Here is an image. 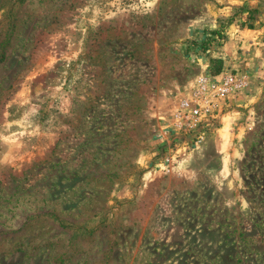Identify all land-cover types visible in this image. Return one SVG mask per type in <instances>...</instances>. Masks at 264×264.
<instances>
[{
	"label": "rangeland",
	"instance_id": "obj_1",
	"mask_svg": "<svg viewBox=\"0 0 264 264\" xmlns=\"http://www.w3.org/2000/svg\"><path fill=\"white\" fill-rule=\"evenodd\" d=\"M238 37L248 86L162 142ZM0 264H264V0H0Z\"/></svg>",
	"mask_w": 264,
	"mask_h": 264
},
{
	"label": "built area",
	"instance_id": "obj_2",
	"mask_svg": "<svg viewBox=\"0 0 264 264\" xmlns=\"http://www.w3.org/2000/svg\"><path fill=\"white\" fill-rule=\"evenodd\" d=\"M248 83L249 78L245 73L222 72L217 76L204 74L198 79L190 96L178 102L172 123L163 128L160 140L168 141L172 131H176L184 136L191 148L199 149L205 141V126L214 118L219 103L240 94ZM174 157L167 158L165 164L173 163Z\"/></svg>",
	"mask_w": 264,
	"mask_h": 264
},
{
	"label": "crops",
	"instance_id": "obj_3",
	"mask_svg": "<svg viewBox=\"0 0 264 264\" xmlns=\"http://www.w3.org/2000/svg\"><path fill=\"white\" fill-rule=\"evenodd\" d=\"M249 32H251V31H249ZM245 33V32H244ZM209 37L210 36V34H206V36H204V37ZM199 37V38H198ZM193 39H203V38H201L200 37V34H195L194 36H193ZM236 39H238V40H236ZM235 39V44H236V48H238L237 49V54L235 53V54H233V57H230V59L229 58H227V56H224V55H222V54H219V53H214L213 55H211L209 58L208 57H206V58H204L205 60H207V63L205 64V65H209L210 64V59L212 60V59H214V60H222V62H223V69H222V72H225L227 69H229V67L230 66H232L233 68V70H235L236 68H241V70H239L238 72H242V73H244V72H248V73H250L248 70L246 71V67H248L249 65H250V62L248 61V59H247V57H245V58H242L243 57V55H246V50L249 48V49H254V47H253V44L251 43V42H249V40H247V41H243V39H241V37H238V38H236ZM232 41V40H231ZM238 44H237V43ZM241 42L243 43L241 46H240V44H241ZM228 43H229V45L231 44V42H227V46H228ZM234 43V42H233ZM246 44L248 45L249 44V47H247L246 46ZM226 47V46H225ZM244 49V52H240L241 50H243ZM204 55V54H203ZM255 55V54H254ZM238 58V61L237 62H234L235 61V59H237ZM253 64L256 66L257 65V63H256V61H255V63L253 62ZM245 68V69H244ZM251 74V73H250Z\"/></svg>",
	"mask_w": 264,
	"mask_h": 264
},
{
	"label": "trees",
	"instance_id": "obj_4",
	"mask_svg": "<svg viewBox=\"0 0 264 264\" xmlns=\"http://www.w3.org/2000/svg\"><path fill=\"white\" fill-rule=\"evenodd\" d=\"M207 49H208L207 45H204V47H202V50H207ZM222 69H223L222 60H217V59L216 60H214V59L211 60V72H210L211 75L217 76V75L221 74Z\"/></svg>",
	"mask_w": 264,
	"mask_h": 264
}]
</instances>
